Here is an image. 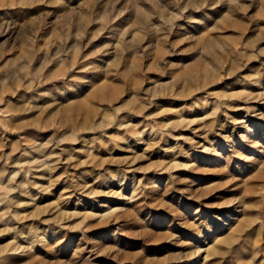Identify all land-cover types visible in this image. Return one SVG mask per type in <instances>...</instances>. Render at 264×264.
Wrapping results in <instances>:
<instances>
[{"label":"rangeland","instance_id":"obj_1","mask_svg":"<svg viewBox=\"0 0 264 264\" xmlns=\"http://www.w3.org/2000/svg\"><path fill=\"white\" fill-rule=\"evenodd\" d=\"M0 264H264V0H0Z\"/></svg>","mask_w":264,"mask_h":264},{"label":"bare ground","instance_id":"obj_2","mask_svg":"<svg viewBox=\"0 0 264 264\" xmlns=\"http://www.w3.org/2000/svg\"><path fill=\"white\" fill-rule=\"evenodd\" d=\"M1 179V178H0Z\"/></svg>","mask_w":264,"mask_h":264}]
</instances>
